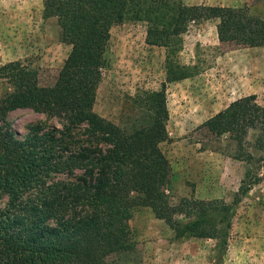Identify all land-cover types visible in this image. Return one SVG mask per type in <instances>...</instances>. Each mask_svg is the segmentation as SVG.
<instances>
[{
	"label": "trees",
	"instance_id": "1",
	"mask_svg": "<svg viewBox=\"0 0 264 264\" xmlns=\"http://www.w3.org/2000/svg\"><path fill=\"white\" fill-rule=\"evenodd\" d=\"M43 17H56L60 40L71 46L52 85L21 61L0 66L11 90L0 98V264H107L112 253L133 249L129 220L148 207L174 238L217 240L224 253L231 219L257 175H247L227 202L181 198L165 191L171 167L160 144L169 139L165 89L141 90L120 126L93 109L103 55L113 25L146 27V43L165 48L168 80L191 74L175 54L191 21L216 18L220 43L264 45V18L245 7L187 5L181 0H43ZM31 108L62 119L60 127L37 123L24 137L4 127L9 111ZM213 136L228 134L238 157L249 130L264 153V106L255 94L233 100L203 124Z\"/></svg>",
	"mask_w": 264,
	"mask_h": 264
},
{
	"label": "rangeland",
	"instance_id": "2",
	"mask_svg": "<svg viewBox=\"0 0 264 264\" xmlns=\"http://www.w3.org/2000/svg\"><path fill=\"white\" fill-rule=\"evenodd\" d=\"M181 1L187 5L245 7L264 18V0ZM217 23L216 18L190 22L174 59L178 65L188 66L191 74L174 81L168 80L165 48L146 43L144 23L113 25L93 109L125 126L136 94L164 87L169 139L160 148L171 167V181L165 188L171 203L188 197L230 202L246 174L247 180L258 177L235 209L224 253L221 255L215 239L177 240L185 247L190 244L196 252L186 264H264V153L254 146L256 131L247 134L245 150L255 157L247 162L236 156L237 145L228 134L213 136L202 128L208 118L240 97L255 94L257 103L264 106V45L220 43ZM70 48L60 40L57 18L43 17V0H0V66L21 61L37 69L42 85L50 86ZM10 90L0 78V98ZM37 123L60 127L62 119L18 108L9 111L3 121L17 137H24ZM6 202L7 196L0 194V209ZM129 227L133 249L112 253L107 264H143V248L136 241L143 229L158 230L164 240L174 239L173 231L148 207L134 208Z\"/></svg>",
	"mask_w": 264,
	"mask_h": 264
},
{
	"label": "crops",
	"instance_id": "3",
	"mask_svg": "<svg viewBox=\"0 0 264 264\" xmlns=\"http://www.w3.org/2000/svg\"><path fill=\"white\" fill-rule=\"evenodd\" d=\"M137 233V232H136ZM136 241L138 247L143 248L142 262L143 264H186L191 261L192 246L189 244L185 247L184 242H177V239L164 240L162 234L158 230H141L137 233ZM145 236V237H144ZM158 236L159 238L153 239L152 237ZM189 240L191 239H184ZM179 241V240H178ZM185 248V249H184ZM185 252L183 255L182 253Z\"/></svg>",
	"mask_w": 264,
	"mask_h": 264
}]
</instances>
